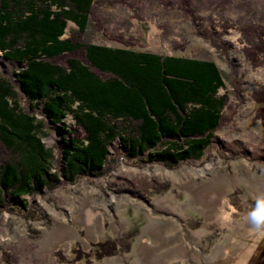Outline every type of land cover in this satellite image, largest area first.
Here are the masks:
<instances>
[{
    "label": "trees",
    "instance_id": "obj_1",
    "mask_svg": "<svg viewBox=\"0 0 264 264\" xmlns=\"http://www.w3.org/2000/svg\"><path fill=\"white\" fill-rule=\"evenodd\" d=\"M147 2L0 0V211L26 209L21 198L64 182L100 177L116 159L171 168L202 160L214 146L229 101L217 64L145 50L133 36L105 27L102 8L128 6L143 20L140 5ZM159 3L208 26L196 0ZM208 19L211 35H202L223 54L231 49L223 32L236 31L238 53L264 67V22ZM69 23L76 30L65 37ZM102 31L121 46L95 42ZM256 88L252 100L263 111L264 85ZM58 128L61 137L47 147L42 135ZM129 249L130 242L107 238L83 258Z\"/></svg>",
    "mask_w": 264,
    "mask_h": 264
},
{
    "label": "rangeland",
    "instance_id": "obj_2",
    "mask_svg": "<svg viewBox=\"0 0 264 264\" xmlns=\"http://www.w3.org/2000/svg\"><path fill=\"white\" fill-rule=\"evenodd\" d=\"M196 3L207 21L264 22V0ZM100 14L108 33L126 32L142 49L217 64L229 101L216 141L200 161L170 168L120 158L100 177L21 198L26 209L0 211V264H264V225L251 219L264 210V117L257 118L264 110L252 100L256 85H264V67L255 69L238 53L236 31L223 32L231 46L223 54L202 35L205 29L211 35L207 21L200 27L159 0L140 5L143 20L121 4ZM74 29L69 23L65 37ZM93 39L121 46L104 31ZM61 134L48 130L45 145L53 147ZM107 238L130 242V249L86 262L93 244Z\"/></svg>",
    "mask_w": 264,
    "mask_h": 264
},
{
    "label": "clouds",
    "instance_id": "obj_3",
    "mask_svg": "<svg viewBox=\"0 0 264 264\" xmlns=\"http://www.w3.org/2000/svg\"><path fill=\"white\" fill-rule=\"evenodd\" d=\"M251 219L253 224L257 227L264 225V210L251 213Z\"/></svg>",
    "mask_w": 264,
    "mask_h": 264
}]
</instances>
